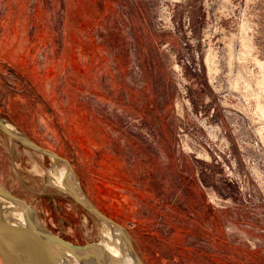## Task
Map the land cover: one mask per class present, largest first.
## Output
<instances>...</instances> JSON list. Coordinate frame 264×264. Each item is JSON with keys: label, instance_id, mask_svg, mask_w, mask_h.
Returning a JSON list of instances; mask_svg holds the SVG:
<instances>
[{"label": "rangeland", "instance_id": "obj_1", "mask_svg": "<svg viewBox=\"0 0 264 264\" xmlns=\"http://www.w3.org/2000/svg\"><path fill=\"white\" fill-rule=\"evenodd\" d=\"M8 29L0 119L68 159L145 264H264V0H0V47ZM58 163L0 131V183L101 242Z\"/></svg>", "mask_w": 264, "mask_h": 264}, {"label": "water", "instance_id": "obj_2", "mask_svg": "<svg viewBox=\"0 0 264 264\" xmlns=\"http://www.w3.org/2000/svg\"><path fill=\"white\" fill-rule=\"evenodd\" d=\"M0 131L23 146L49 157L53 162H61L72 184L64 185L62 189L104 229H109L112 236L116 235L120 239L121 245L117 243L116 246L126 255L124 261L117 260L90 250L97 247L98 243L79 246L66 241L50 231L25 200L0 183V258L3 264H83L73 263L71 259L74 257L84 260V264H145L137 253L128 230L94 205L68 159L8 127L2 119ZM15 212L21 214L25 220L23 230L16 228L18 225H15Z\"/></svg>", "mask_w": 264, "mask_h": 264}, {"label": "bare ground", "instance_id": "obj_3", "mask_svg": "<svg viewBox=\"0 0 264 264\" xmlns=\"http://www.w3.org/2000/svg\"><path fill=\"white\" fill-rule=\"evenodd\" d=\"M5 123L8 127L13 129V127L9 123H7V122H5ZM59 170H61V171H59ZM49 173H50V170H49ZM66 173L67 172H66L65 168L55 170V172H53L52 181H50V183L52 182L54 185H56L58 188H61V189L62 188L64 189V185H68V186L70 185L71 186L72 184H70V181L67 178ZM14 215L16 216L15 221L17 223V224L15 223V225H18L17 227L16 226H14V227H16L19 230H23L24 224H25L24 218L22 217L21 214H19L17 212H15ZM103 234H104L103 240L98 243L97 247H95L93 249L91 248L90 250L94 251L96 253H99L100 255L106 254L113 259L124 261L126 255L122 254V251L120 250V248L116 246L117 243H118V245L119 244L121 245L120 239L116 235L112 236L109 229H104ZM78 260L75 257L71 259V261L73 263H83V264L85 263L84 260H79V261Z\"/></svg>", "mask_w": 264, "mask_h": 264}, {"label": "crops", "instance_id": "obj_4", "mask_svg": "<svg viewBox=\"0 0 264 264\" xmlns=\"http://www.w3.org/2000/svg\"><path fill=\"white\" fill-rule=\"evenodd\" d=\"M14 31H15V29H13ZM2 35V34H1ZM18 37H19V34L17 35L16 33H11V31H10V29H8V31H6V34L2 37V40H3V42H2V47H0V50H2L3 52H4V54H11V57H16V59L15 60H17V61H21V59L23 58V56H22V52H19L18 54H16V56H14L12 53H11V50L13 49L14 50V48H16V46H17V43H18ZM5 40H7L8 41V44H7V42H5ZM59 41V40H58ZM8 46V47H7ZM6 47V49H4ZM25 47H26V45H25ZM21 48V47H20ZM26 50V49H25ZM10 57V56H9ZM10 57V58H11ZM41 57V56H40ZM72 58H71V61L72 62H74L75 61V58H76V60H77V57H73V56H71ZM67 59V56H65L64 54H62L60 57H58L57 58V60H56V62H57V70L54 72V74H55V77L56 78H59V76H60V74L62 73V71H65V74L68 76L69 75V77H70V75H71V66H70V63L68 62V60H67V63H68V68L65 70V69H62V68H64L63 66H65V64H64V62H65V60ZM69 59V58H68ZM36 61H38V58H37V56H36ZM35 61V62H36ZM39 62V61H38ZM37 63V62H36ZM62 69V70H61ZM22 70H24V73L26 74V73H28L30 76H31V74H30V72H31V70H30V68H29V70H28V68L27 67H23L22 68ZM21 71V70H20ZM24 74V76L26 77V75ZM21 75V74H20ZM53 89H54V87H52V91H53Z\"/></svg>", "mask_w": 264, "mask_h": 264}, {"label": "trees", "instance_id": "obj_5", "mask_svg": "<svg viewBox=\"0 0 264 264\" xmlns=\"http://www.w3.org/2000/svg\"><path fill=\"white\" fill-rule=\"evenodd\" d=\"M93 202H94V201H93ZM94 204H95V203H94ZM95 205H96V204H95ZM96 206H97V208H98L102 213L106 214L108 217H111V215H109V214L107 213V211L101 209V208L99 207V205H96ZM111 218L114 219L115 221H117V222L120 223V219H117V218H114V217H111ZM220 239L224 240V242L226 241V239H224V237H223V238L220 237Z\"/></svg>", "mask_w": 264, "mask_h": 264}]
</instances>
